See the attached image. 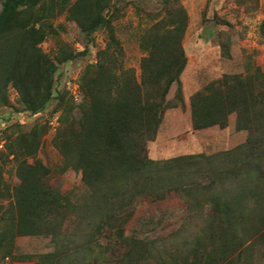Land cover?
Returning <instances> with one entry per match:
<instances>
[{"label": "trees", "instance_id": "16d2710c", "mask_svg": "<svg viewBox=\"0 0 264 264\" xmlns=\"http://www.w3.org/2000/svg\"><path fill=\"white\" fill-rule=\"evenodd\" d=\"M161 1L163 12L147 15L156 22L140 37L144 56L136 76L121 60L113 27L120 9L112 0H0V109L37 121L53 103L49 118L27 133H20L17 121L3 119L9 124L0 159L16 163L19 184L11 193L0 188V197L4 191L10 198L0 216L2 259L11 256L15 236L42 235L50 237L53 251L34 264H76L70 253L77 240L84 246L82 264H247L255 253L264 261V73L258 67L225 74L189 98L193 130L224 129L235 115L234 128L246 134L244 143L211 155L165 160L147 155L164 112L183 106L180 75L187 60L181 43L187 15L175 0ZM61 16L78 27L82 52L61 40L64 28L54 25ZM100 30L106 32L105 47L84 67L78 80L81 101L75 104L66 90L54 88L58 65L87 56ZM260 32L264 38V19ZM222 48L228 51L227 45ZM174 84V98L167 101ZM56 115L52 144L61 172L78 173L81 183L65 192L45 183L50 171L40 161L27 162L35 158ZM171 192L184 201L187 216L201 218L199 233L183 251L167 252L162 239L125 234L139 198L161 201ZM69 223L79 230L69 232ZM101 237L105 244L98 242ZM24 259L30 257L16 260Z\"/></svg>", "mask_w": 264, "mask_h": 264}, {"label": "rangeland", "instance_id": "374dc122", "mask_svg": "<svg viewBox=\"0 0 264 264\" xmlns=\"http://www.w3.org/2000/svg\"><path fill=\"white\" fill-rule=\"evenodd\" d=\"M237 1L175 0V7L182 8L187 15L181 43L187 60L180 75L183 106L169 108L164 112L155 139L146 145L150 159L165 160L200 153L211 155L231 150L245 142L246 134L236 132L234 128L235 115L229 116L227 127L224 129L211 127L193 130L189 103L191 95L225 74H244L248 67H258L264 73V38L260 32L264 19V0H250L244 6H239ZM112 2L120 9L113 27L123 51L121 58L123 66L126 69H133L135 75L139 76L140 60L144 56L139 47L140 37L156 22L147 15L163 12V3L161 0H112ZM56 24H61L64 28L61 40L69 44L74 51L82 52L85 42L78 27L74 23L66 22L64 16L59 17L54 25ZM93 39L94 43L89 45L87 56L58 65L55 74L57 82L54 88L66 90L75 104L81 101L79 77L86 64H93L97 52L105 47L106 32L103 30L96 32ZM223 45L228 46L227 52L222 48ZM42 49L53 57L48 43H44ZM175 91L174 84L166 95L167 101L174 98ZM9 98L15 100L12 89L9 90ZM52 107L53 103L37 121L25 116L16 117L14 114L12 119L20 124V133H27L36 122H45L49 118ZM9 112L8 108L0 109V142L4 143L3 149H6L7 143L3 132L9 124L3 119L11 117ZM56 118L57 115L49 121L50 126L41 140L35 158H28L27 162L33 164L35 160L40 161L42 166L50 171L45 183L59 192H65L79 188L81 183L78 173L72 170L61 172V158L52 144ZM0 167L3 180L0 188L8 189L11 193L19 184L15 177L17 165L13 161L2 162L0 159ZM3 194L5 197H0V216L4 217V210L10 198L4 191ZM186 209L184 201L174 192L169 193L161 201L150 197L139 198L134 203L131 217L124 226L125 234L150 240L162 239L159 243L166 245L167 252L174 249H177L176 252L183 251L185 243L190 242L201 227V218L187 216ZM209 213L207 209L205 215ZM69 227V232H76L80 228L77 223H69ZM98 242L105 244L107 239L101 237ZM12 243L11 256L3 259L0 257V264H34L39 261V256L53 251L49 236H15ZM72 248L70 255L75 256L76 264H82L80 253L83 252L84 246L77 240ZM22 257L30 259L16 260ZM250 257L251 260L249 259L247 264H264L258 253ZM240 264H244V261Z\"/></svg>", "mask_w": 264, "mask_h": 264}, {"label": "built area", "instance_id": "2783aa9c", "mask_svg": "<svg viewBox=\"0 0 264 264\" xmlns=\"http://www.w3.org/2000/svg\"><path fill=\"white\" fill-rule=\"evenodd\" d=\"M14 115H15L16 117H19V116H20V117H21V116H25V117H29V118L33 119L32 117H30L29 115H27V114H25V113H24L23 115H17V114H14ZM12 117H13V116H11V117L8 116V117L5 118V120H7V119H9V118L12 119ZM15 119H16V118H15ZM12 120H13V119H12ZM13 121H16V120H13ZM55 123H56V126H57V122H56V120H55ZM3 145H4V143H1V142H0V149H3ZM7 261H8V259H6V262H7Z\"/></svg>", "mask_w": 264, "mask_h": 264}]
</instances>
